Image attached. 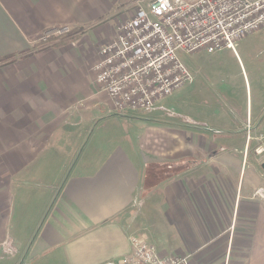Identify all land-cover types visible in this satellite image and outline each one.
Segmentation results:
<instances>
[{
	"label": "crops",
	"instance_id": "obj_1",
	"mask_svg": "<svg viewBox=\"0 0 264 264\" xmlns=\"http://www.w3.org/2000/svg\"><path fill=\"white\" fill-rule=\"evenodd\" d=\"M104 1L0 0V58L23 55L0 66V264H115L132 236L195 264H264V99L188 130L113 112L96 85L106 112L88 113L99 102L69 76L80 39L37 43Z\"/></svg>",
	"mask_w": 264,
	"mask_h": 264
},
{
	"label": "built area",
	"instance_id": "obj_2",
	"mask_svg": "<svg viewBox=\"0 0 264 264\" xmlns=\"http://www.w3.org/2000/svg\"><path fill=\"white\" fill-rule=\"evenodd\" d=\"M133 14L100 45L94 80L116 113L147 110L191 82L180 53L234 49L237 40L264 27V0H134ZM54 27L39 38L70 33ZM115 264H195L189 256H161L140 236Z\"/></svg>",
	"mask_w": 264,
	"mask_h": 264
},
{
	"label": "rangeland",
	"instance_id": "obj_3",
	"mask_svg": "<svg viewBox=\"0 0 264 264\" xmlns=\"http://www.w3.org/2000/svg\"><path fill=\"white\" fill-rule=\"evenodd\" d=\"M133 1L105 0L100 8L93 10L85 28H80L81 31L72 29L70 33L50 38L58 44L76 42L79 39L82 42L83 51L79 52L76 59L78 70L69 71V76L76 80L73 98L78 101L82 99L84 106L91 105L92 100L99 102V106L94 109L90 107L88 113L106 112L108 100L102 93H96L97 84L93 80L91 66L97 61L100 45L110 41L118 24L133 14ZM62 26L71 27H57ZM45 32L40 33L39 38ZM40 42L44 45L48 40ZM234 46V49L223 48L213 53H180L182 63L192 75L191 82L172 93L157 108L139 112L145 115L151 112L157 119L170 122L171 126H181L188 130L203 127L204 123L210 124V119L227 116L229 109H235L244 117L246 106H254L256 100L264 99V27L237 40ZM182 98L185 100L179 104ZM105 100L107 103H102ZM2 122L0 119V124ZM231 126L235 127L234 124ZM261 157H264V151Z\"/></svg>",
	"mask_w": 264,
	"mask_h": 264
},
{
	"label": "trees",
	"instance_id": "obj_4",
	"mask_svg": "<svg viewBox=\"0 0 264 264\" xmlns=\"http://www.w3.org/2000/svg\"><path fill=\"white\" fill-rule=\"evenodd\" d=\"M73 29H75V30H77V31H81L79 28H73ZM50 42H54L53 41V39H49L48 40V43H50ZM61 44H63V43H61ZM61 44H55V45H61ZM19 57H23V55L22 56H9V57H5V58H0V66H2V65H6V64H9V63H13V62H15Z\"/></svg>",
	"mask_w": 264,
	"mask_h": 264
},
{
	"label": "flooded vegetation",
	"instance_id": "obj_5",
	"mask_svg": "<svg viewBox=\"0 0 264 264\" xmlns=\"http://www.w3.org/2000/svg\"><path fill=\"white\" fill-rule=\"evenodd\" d=\"M262 148H261V150H260V152H262L263 153V151H264V140L262 141ZM263 164H264V161H263Z\"/></svg>",
	"mask_w": 264,
	"mask_h": 264
},
{
	"label": "water",
	"instance_id": "obj_6",
	"mask_svg": "<svg viewBox=\"0 0 264 264\" xmlns=\"http://www.w3.org/2000/svg\"><path fill=\"white\" fill-rule=\"evenodd\" d=\"M262 168H264V164L262 165Z\"/></svg>",
	"mask_w": 264,
	"mask_h": 264
}]
</instances>
